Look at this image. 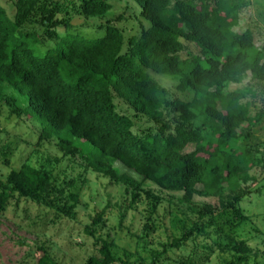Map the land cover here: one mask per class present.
I'll return each instance as SVG.
<instances>
[{"label": "trees", "instance_id": "16d2710c", "mask_svg": "<svg viewBox=\"0 0 264 264\" xmlns=\"http://www.w3.org/2000/svg\"><path fill=\"white\" fill-rule=\"evenodd\" d=\"M135 1L149 26L126 37L123 28L108 21L105 34L96 38L60 29L69 30L81 13L106 14L110 0H15L13 17L0 4V96L12 89V112L38 120L40 137L56 138L64 155L78 149L88 168L124 185L133 201L149 181L162 190L184 192L187 201L194 194L223 198L227 189L238 191L254 179V167H264V158L249 145H238L264 119V111L252 115L244 101L255 88L252 83L232 88L247 76L264 88V46L256 44L251 30H235L240 10L251 1ZM29 24H38L41 31L29 30ZM51 39L55 45L44 47ZM183 40L194 42L199 53ZM152 71L178 77L179 88L192 92V98L173 97ZM115 95L133 108L134 116L118 111ZM139 115L158 128L137 132L134 118ZM189 145L194 148L187 151ZM57 162H25L0 179V211L18 196L74 218L80 194L72 189V179L58 180ZM116 162L127 171L120 173ZM146 194L153 197L143 225L150 235L156 230L160 198ZM241 200H223L218 208L191 206L196 219L189 220L182 236L161 243L150 264L191 237L206 235L208 228L224 234L242 252L229 264H244L249 249L232 232L249 219ZM102 217L98 214L86 226L99 254L82 264H127L115 257L112 240L95 236ZM36 252L34 264H62L44 245Z\"/></svg>", "mask_w": 264, "mask_h": 264}, {"label": "rangeland", "instance_id": "374dc122", "mask_svg": "<svg viewBox=\"0 0 264 264\" xmlns=\"http://www.w3.org/2000/svg\"><path fill=\"white\" fill-rule=\"evenodd\" d=\"M64 2V0H60ZM112 8L102 16L78 14L66 31L79 33L86 37L96 38L105 34V26L109 22L123 28L125 36L139 34L142 27L150 25L141 13L135 0H110ZM251 3L239 12L237 31L247 29L254 33L256 44L264 46V0H250ZM15 0H0L10 17L15 15ZM29 30L39 29L38 24H29ZM188 49L199 53L200 48L194 43L183 40ZM55 45L50 40L44 47ZM46 47V48H47ZM151 74L166 88L173 97L189 100L193 93L179 88V78L164 73ZM247 76L243 83L233 84L232 88L251 84L255 94L244 101L249 104L250 113L264 111V88L250 81ZM192 91V90H191ZM12 89H7L0 96V179L5 180L9 172L19 169L25 162L40 165L48 160L58 162L55 173L58 180L74 181L73 190L80 194L76 216L68 218L58 216L53 210L38 206L36 203L15 196L4 211H0V264H34L38 245L47 247L49 253L62 264H82L89 256L98 255L99 247L94 243L95 237L86 232V226L92 219L103 213L102 224L97 227L95 236L108 238L114 242L113 253L117 259L127 264H150L152 252L161 249V243L169 242L182 236L189 220L196 219L191 206H221L223 200L230 201L235 197L242 199L240 207L245 210L249 219L233 229L236 242L246 243L249 251L244 264H264V167L258 165L250 173L254 179L241 185L238 191L226 190V195L206 197L194 194L190 201L185 199L182 191L160 189L153 182H146L141 188V195L133 201L132 194L124 185L111 183L110 178L98 174L88 168L78 149H72L68 155L58 145L56 138H41L42 125L26 114L12 112ZM18 96L17 94H15ZM10 102V103H9ZM115 103L119 112L134 116L133 108L124 99L115 95ZM16 107V106H15ZM19 112V109L17 110ZM18 114V115H17ZM135 120V130L140 132L158 125L144 115ZM201 119L197 120V124ZM249 145L253 153L264 158V119L260 128L247 141H241L239 148ZM194 147L189 145L187 151ZM115 167L120 173L126 172L122 162ZM260 189L257 191V189ZM150 193L160 198L154 217L156 230L146 235L143 225L147 221L150 210ZM111 234V237L108 236ZM224 234H217L208 228L204 236H193L181 248L169 249L160 256L156 264H229L242 254ZM243 255V254H242Z\"/></svg>", "mask_w": 264, "mask_h": 264}]
</instances>
